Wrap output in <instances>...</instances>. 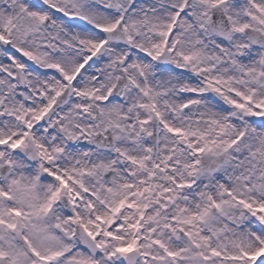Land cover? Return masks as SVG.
<instances>
[{
	"label": "snow or ice",
	"instance_id": "1",
	"mask_svg": "<svg viewBox=\"0 0 264 264\" xmlns=\"http://www.w3.org/2000/svg\"><path fill=\"white\" fill-rule=\"evenodd\" d=\"M0 264H264V0H0Z\"/></svg>",
	"mask_w": 264,
	"mask_h": 264
}]
</instances>
